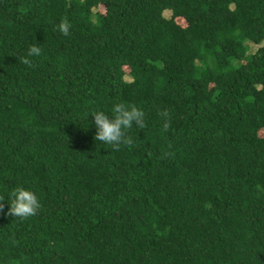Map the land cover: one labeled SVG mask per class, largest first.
<instances>
[{
  "label": "trees",
  "instance_id": "16d2710c",
  "mask_svg": "<svg viewBox=\"0 0 264 264\" xmlns=\"http://www.w3.org/2000/svg\"><path fill=\"white\" fill-rule=\"evenodd\" d=\"M263 129L264 0H0V264H264Z\"/></svg>",
  "mask_w": 264,
  "mask_h": 264
},
{
  "label": "clouds",
  "instance_id": "9594fccd",
  "mask_svg": "<svg viewBox=\"0 0 264 264\" xmlns=\"http://www.w3.org/2000/svg\"><path fill=\"white\" fill-rule=\"evenodd\" d=\"M57 28L62 34L68 35L71 23L67 18H62ZM40 54L41 47L38 43H33L27 49L26 56L20 57V60L24 64H30L29 57ZM111 111L113 113L111 116L103 110L92 113L96 130L95 139L115 148H119L121 144H132V138L127 137L125 133L133 124L143 127L144 113L142 109L132 104L115 103ZM3 200L5 199H0V201ZM6 200L9 205L8 213L13 216L28 217L35 214L41 206L35 190L24 185L12 188L8 192ZM2 208L3 205L0 204V209Z\"/></svg>",
  "mask_w": 264,
  "mask_h": 264
},
{
  "label": "rangeland",
  "instance_id": "374dc122",
  "mask_svg": "<svg viewBox=\"0 0 264 264\" xmlns=\"http://www.w3.org/2000/svg\"><path fill=\"white\" fill-rule=\"evenodd\" d=\"M97 11L102 12V9H101V8H98ZM169 14H170V13H169L168 11L164 12V16L167 17V18L169 17ZM177 22H178L180 25H184V24L181 22V20H178ZM250 47H251L252 50L255 49V47L252 46V45H251ZM126 79H128V78H126ZM259 136L264 138V129L261 130V131H259Z\"/></svg>",
  "mask_w": 264,
  "mask_h": 264
}]
</instances>
